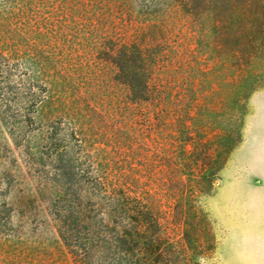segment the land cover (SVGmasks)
<instances>
[{
    "label": "rangeland",
    "instance_id": "1",
    "mask_svg": "<svg viewBox=\"0 0 264 264\" xmlns=\"http://www.w3.org/2000/svg\"><path fill=\"white\" fill-rule=\"evenodd\" d=\"M220 2L201 26L170 1L0 0V51L43 90L30 121L0 120V264H77L55 206L100 174L171 204L189 264H264V0ZM133 40L169 63L157 119L104 62Z\"/></svg>",
    "mask_w": 264,
    "mask_h": 264
},
{
    "label": "trees",
    "instance_id": "2",
    "mask_svg": "<svg viewBox=\"0 0 264 264\" xmlns=\"http://www.w3.org/2000/svg\"><path fill=\"white\" fill-rule=\"evenodd\" d=\"M165 1L180 8L186 20L200 11L201 26L208 24V13L221 6V0H158ZM142 43L117 42L103 50L104 62L114 68L112 81L124 91V104L132 110H151L157 119L161 106L172 103L174 85L170 78L156 76L169 64H164L161 45L144 47ZM41 92L21 65L0 51L1 122L16 127L30 121L41 102ZM55 157L60 161L59 154ZM134 185L116 186L100 174L94 192L84 188L74 193L66 209L58 206L65 200H58L54 215L59 238L77 264H189L184 238L171 236L179 227L173 226L175 210L171 204L162 212L153 195Z\"/></svg>",
    "mask_w": 264,
    "mask_h": 264
}]
</instances>
